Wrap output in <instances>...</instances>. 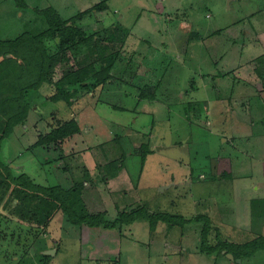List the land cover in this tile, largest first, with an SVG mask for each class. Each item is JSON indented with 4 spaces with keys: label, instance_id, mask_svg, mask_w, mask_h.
Instances as JSON below:
<instances>
[{
    "label": "rangeland",
    "instance_id": "rangeland-1",
    "mask_svg": "<svg viewBox=\"0 0 264 264\" xmlns=\"http://www.w3.org/2000/svg\"><path fill=\"white\" fill-rule=\"evenodd\" d=\"M25 2L20 10V0H0V38L41 33L46 9L63 19L85 11L70 22L85 38L65 45L69 59L50 71L3 153L38 184L84 182L92 202L78 215L105 211L123 223L58 214L24 232L2 219L0 264H226L224 249L263 254L264 0ZM107 64L111 77L97 82ZM90 67L84 86L60 82ZM70 120L78 132L39 144ZM119 159L109 177L105 167ZM49 248L58 251L43 257Z\"/></svg>",
    "mask_w": 264,
    "mask_h": 264
},
{
    "label": "trees",
    "instance_id": "trees-1",
    "mask_svg": "<svg viewBox=\"0 0 264 264\" xmlns=\"http://www.w3.org/2000/svg\"><path fill=\"white\" fill-rule=\"evenodd\" d=\"M20 3V10H22L27 3L25 0H20ZM50 10L46 9L43 12L47 27L41 33L23 31L14 38H0V220L6 219L15 222V226L20 227V230L24 232L30 230L33 232L44 229V227L47 229L58 214H64L73 224L82 225L85 223L89 226L104 228H114L119 224L120 228L122 220L119 218L114 221L108 220L105 211L88 210L85 215H78L76 207L82 205L83 202L87 204L92 202L86 197V192L89 189L84 182H74L69 187L60 184H38L25 172L16 174L11 162L3 153L4 146L15 126L23 123L27 118L35 93H38L46 82H51L48 80L50 71L55 68L58 62L69 59L65 45L76 41L79 36L85 38L83 30L74 23H70L72 20L82 17L85 11L71 19H63L54 10L52 13ZM13 15H18V13H9L10 17ZM56 29L58 31L56 36L61 39L59 47L61 50L59 51L58 48L57 52L52 54L47 49L46 43L51 37V32ZM55 43L57 44L56 37ZM110 65L103 66L106 72H102L101 69L95 74L97 82H106L111 77ZM90 70L91 67L68 72L60 82L84 86L83 81ZM58 98L59 95L53 96V99ZM79 129L75 120L64 122L43 136L39 140V144L51 142L60 144ZM122 165V159L117 160L114 164L110 163L105 167L107 175L112 178L117 177L123 168ZM96 196L99 194L96 193ZM145 217L147 218V216ZM157 219V217L152 218L150 224H157ZM125 221L128 224L134 222L135 218L132 216ZM2 232L3 230H0V238L6 237ZM259 246L263 249L264 243L258 245L257 248ZM9 249L11 248L9 247ZM254 249L256 250V248ZM227 251L232 252L228 249ZM42 255L43 257L51 256V254L45 253ZM21 257V252H18L19 259L17 260H20Z\"/></svg>",
    "mask_w": 264,
    "mask_h": 264
},
{
    "label": "crops",
    "instance_id": "crops-1",
    "mask_svg": "<svg viewBox=\"0 0 264 264\" xmlns=\"http://www.w3.org/2000/svg\"><path fill=\"white\" fill-rule=\"evenodd\" d=\"M260 237L261 238H264V236H260ZM248 244H250V243H248ZM224 250H225L224 253L228 255L226 264H233L232 261H234V260L236 261V258H238V257L240 258L239 259V264H242V263H246V264H258V261L257 260L261 261V260H263V257H264V252H261L263 254L255 255L256 254V251H253V252L245 251V253H243L242 250H237V253L235 255L234 252H228L227 249H224ZM262 250H264V249H262ZM230 254H232L234 257L231 258L230 257ZM242 258H244V259H242ZM189 260L192 261L191 259H189ZM263 264H264V262H263Z\"/></svg>",
    "mask_w": 264,
    "mask_h": 264
},
{
    "label": "water",
    "instance_id": "water-1",
    "mask_svg": "<svg viewBox=\"0 0 264 264\" xmlns=\"http://www.w3.org/2000/svg\"><path fill=\"white\" fill-rule=\"evenodd\" d=\"M56 251H57V249H55V248H49V249L43 250V252L45 254H51V255L56 254ZM230 257L233 258L234 256L232 254H230Z\"/></svg>",
    "mask_w": 264,
    "mask_h": 264
}]
</instances>
